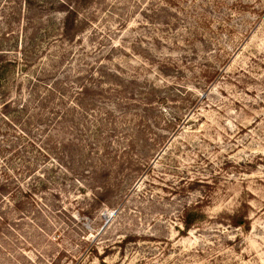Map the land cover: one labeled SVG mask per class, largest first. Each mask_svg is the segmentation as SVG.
Segmentation results:
<instances>
[{
  "label": "rangeland",
  "instance_id": "1",
  "mask_svg": "<svg viewBox=\"0 0 264 264\" xmlns=\"http://www.w3.org/2000/svg\"><path fill=\"white\" fill-rule=\"evenodd\" d=\"M77 1L0 0V264H264V0Z\"/></svg>",
  "mask_w": 264,
  "mask_h": 264
},
{
  "label": "trees",
  "instance_id": "2",
  "mask_svg": "<svg viewBox=\"0 0 264 264\" xmlns=\"http://www.w3.org/2000/svg\"><path fill=\"white\" fill-rule=\"evenodd\" d=\"M24 2L28 3V0H24ZM89 1L88 0H80V1H77V3H75L74 6H71V4H68L66 2L62 3L61 6H63L62 8L65 9V12L67 13L66 15V18H65V21H64V24H63V34L64 36H67L69 37L70 36V31L73 30V26H74V23H75V18L77 17V9L80 8L83 4L85 3H88ZM1 54H0V90L2 89L3 87V82H4V77H5V74H6V71L9 70V67H11L13 64L12 63H5V64H1ZM9 105V103H6L5 106H3V108L6 109V107ZM4 178V177H2ZM5 180L6 181H2L1 179V182H0V194L1 192L5 191H9L11 190V192L9 194H11V197L12 195H16V192L18 191L16 189V191L14 192V188L11 187L10 185H8L9 183V178H8V175L5 176ZM25 198L28 197V194L26 193L25 195H23ZM11 197L7 200L8 197H6L2 202H11L12 199ZM16 201V199H15ZM22 202H20L18 205H15V209L19 208V205H21ZM23 204V203H22ZM0 219L3 221L4 220V217L2 215H0ZM195 217L193 216H188V219L184 220L183 221V226L184 228L188 231V230H191V228L195 225ZM245 223V221L240 220L239 222H237L235 224L236 227H241L243 224Z\"/></svg>",
  "mask_w": 264,
  "mask_h": 264
},
{
  "label": "water",
  "instance_id": "3",
  "mask_svg": "<svg viewBox=\"0 0 264 264\" xmlns=\"http://www.w3.org/2000/svg\"><path fill=\"white\" fill-rule=\"evenodd\" d=\"M113 216V215H112Z\"/></svg>",
  "mask_w": 264,
  "mask_h": 264
}]
</instances>
